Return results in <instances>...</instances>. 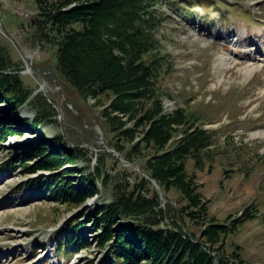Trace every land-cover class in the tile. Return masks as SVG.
<instances>
[{"label":"trees","instance_id":"trees-1","mask_svg":"<svg viewBox=\"0 0 264 264\" xmlns=\"http://www.w3.org/2000/svg\"><path fill=\"white\" fill-rule=\"evenodd\" d=\"M35 2L38 32L58 46L59 80L103 106L109 146L141 169L109 151L98 156V165L84 166L82 148L73 149L63 136L43 134L42 126L56 121L57 109L25 85L20 64L0 45V113L16 114L28 104L38 110L34 118L18 117L19 128L0 124V143L26 132L38 134L27 146L15 148L20 163L11 164L65 180L55 196L66 205L83 206L100 194V180L112 191L111 200L95 203L67 223L59 251L69 257L95 241L104 252L101 264H247L238 249L228 250V238L260 210L248 206L229 222L211 211L204 182L187 164L194 159L197 169H206V150L215 144V135L187 108L168 112L165 107L163 84L171 60L158 37L164 17L159 10L171 0ZM187 11L194 14L186 17L197 14ZM172 190L179 199L171 197Z\"/></svg>","mask_w":264,"mask_h":264},{"label":"rangeland","instance_id":"rangeland-1","mask_svg":"<svg viewBox=\"0 0 264 264\" xmlns=\"http://www.w3.org/2000/svg\"><path fill=\"white\" fill-rule=\"evenodd\" d=\"M0 7L5 23V27L0 25V45L20 64L25 85L34 95H45L46 106L57 109L56 121L42 126L41 132L63 136L73 149L82 148L84 166L98 165V156L109 151L139 168L140 164L128 163L109 146L103 106L95 99H83L59 80L58 46L38 32L35 0H0ZM187 9L197 14L186 17L194 14ZM159 13L164 17L158 37L171 60L163 84L165 107L168 112L187 108L215 135V144L206 150V169H197L194 159L188 161L187 169L197 172L204 182L202 192L211 199V211L222 222L234 220L230 216L241 215L248 206L258 207L259 216L241 223L229 236L227 248L238 249L247 264H264V139L252 136L264 129V57L259 53L264 48V0H171ZM220 55H232L236 61L216 75ZM246 61L262 64L261 70L247 78L240 69ZM28 65L33 73L25 72ZM104 99L109 104V98ZM37 113L29 104L21 110L32 118ZM32 136L35 134L26 132L0 144V264H101L104 252L95 241L89 249L74 250L69 257H64L59 246L65 240L67 223L94 207L93 203L111 200L112 191L100 180L101 193L84 206L58 201L55 194L65 180L50 172L30 174L15 165L20 159L14 143L27 146ZM33 178L35 182H31ZM73 183L79 184L77 180ZM177 194L172 190L170 195L176 200L180 198ZM163 195L166 198L164 191ZM167 212L172 215L170 208ZM167 220L173 226L171 217Z\"/></svg>","mask_w":264,"mask_h":264},{"label":"bare ground","instance_id":"bare-ground-1","mask_svg":"<svg viewBox=\"0 0 264 264\" xmlns=\"http://www.w3.org/2000/svg\"><path fill=\"white\" fill-rule=\"evenodd\" d=\"M262 57H264V48L262 51L259 52ZM235 58L232 55H220L215 62V69H216V75H221L225 73L227 69H229L231 66L235 63ZM246 65L243 66L244 69L240 68L244 73L246 74V77H252L255 75L259 70H261L262 64H255V63H249L246 61ZM243 65V63H242ZM236 66V65H235ZM253 137H260L264 139V129L256 130L252 132Z\"/></svg>","mask_w":264,"mask_h":264},{"label":"water","instance_id":"water-1","mask_svg":"<svg viewBox=\"0 0 264 264\" xmlns=\"http://www.w3.org/2000/svg\"><path fill=\"white\" fill-rule=\"evenodd\" d=\"M1 8V7H0ZM110 151H112V152H114V153H116V151L114 150V149H112V148H110ZM158 190H159V192H161V194H162V190H161V188L158 186ZM162 198L165 200V201H167V199L162 195Z\"/></svg>","mask_w":264,"mask_h":264}]
</instances>
